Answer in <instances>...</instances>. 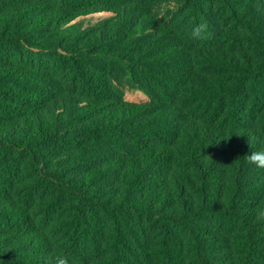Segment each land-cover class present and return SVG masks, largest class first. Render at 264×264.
<instances>
[{
  "label": "trees",
  "instance_id": "16d2710c",
  "mask_svg": "<svg viewBox=\"0 0 264 264\" xmlns=\"http://www.w3.org/2000/svg\"><path fill=\"white\" fill-rule=\"evenodd\" d=\"M164 2L0 0V264H264V0Z\"/></svg>",
  "mask_w": 264,
  "mask_h": 264
},
{
  "label": "rangeland",
  "instance_id": "374dc122",
  "mask_svg": "<svg viewBox=\"0 0 264 264\" xmlns=\"http://www.w3.org/2000/svg\"><path fill=\"white\" fill-rule=\"evenodd\" d=\"M176 3H177V0H165L161 8L160 18L171 19V16L175 14ZM107 17L108 15H98V16L86 18L83 20V22H84V25L86 26L88 24L97 22L98 20L102 18H107ZM122 90L124 94V99L127 102L142 103V102H147L149 100L148 96L145 95L139 89L126 86V87H123ZM260 124L263 125L262 128L264 130V123H260Z\"/></svg>",
  "mask_w": 264,
  "mask_h": 264
},
{
  "label": "clouds",
  "instance_id": "9594fccd",
  "mask_svg": "<svg viewBox=\"0 0 264 264\" xmlns=\"http://www.w3.org/2000/svg\"><path fill=\"white\" fill-rule=\"evenodd\" d=\"M208 32L207 22L196 25L192 30L194 38H201L205 33ZM246 160L250 165H254L258 169H264V150L251 151L250 154L246 155ZM260 217H258L259 219ZM57 264H64L63 259L58 258Z\"/></svg>",
  "mask_w": 264,
  "mask_h": 264
}]
</instances>
